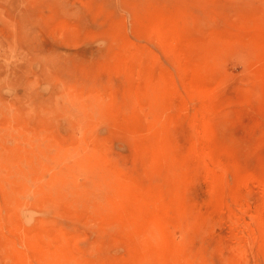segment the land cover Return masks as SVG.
Returning a JSON list of instances; mask_svg holds the SVG:
<instances>
[{
  "label": "rangeland",
  "instance_id": "rangeland-1",
  "mask_svg": "<svg viewBox=\"0 0 264 264\" xmlns=\"http://www.w3.org/2000/svg\"><path fill=\"white\" fill-rule=\"evenodd\" d=\"M0 264H264V0H0Z\"/></svg>",
  "mask_w": 264,
  "mask_h": 264
}]
</instances>
